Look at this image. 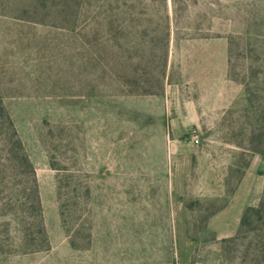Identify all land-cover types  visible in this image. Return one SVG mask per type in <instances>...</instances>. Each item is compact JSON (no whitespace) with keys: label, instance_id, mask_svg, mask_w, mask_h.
<instances>
[{"label":"rangeland","instance_id":"374dc122","mask_svg":"<svg viewBox=\"0 0 264 264\" xmlns=\"http://www.w3.org/2000/svg\"><path fill=\"white\" fill-rule=\"evenodd\" d=\"M258 147L264 0H0V264H264Z\"/></svg>","mask_w":264,"mask_h":264},{"label":"trees","instance_id":"16d2710c","mask_svg":"<svg viewBox=\"0 0 264 264\" xmlns=\"http://www.w3.org/2000/svg\"><path fill=\"white\" fill-rule=\"evenodd\" d=\"M9 119V118H8ZM8 123L10 125L11 128V132L12 134L15 136L16 135V130L12 124V122L10 121V119L8 120ZM14 145V147H16V151H22V143L20 141V139L17 137L15 139V141H13L12 143ZM12 147V148H14ZM22 149V150H21ZM253 153H258L260 155H264V147H258L253 149L252 151ZM22 153V152H21ZM22 162L23 164L29 168V172L31 173L32 176V180L34 181L33 178V171H32V166L28 160V157L25 153H22ZM31 206L33 207V209H35V213L37 215V219H38V223H39V228H38V233L40 235V238L45 239V233H44V229L42 226V215H41V206H40V201H39V197H38V192L36 189V186L34 185V187L31 189ZM264 212V198L259 202L257 207H252V206H247L243 213L242 216L240 218L239 221V226L237 229L236 234L231 237V238H226V239H221L222 243H235L237 242V240L240 239H244L246 238V233H248L249 231H254L255 227L253 228H249L253 223H252V217H256L258 221H260L262 219L261 214ZM263 215V214H262ZM257 236V235H256ZM213 239H215V237H213ZM251 245V244H250ZM256 249L260 250V251H264V249L261 246V243L256 242Z\"/></svg>","mask_w":264,"mask_h":264},{"label":"crops","instance_id":"0c3cea01","mask_svg":"<svg viewBox=\"0 0 264 264\" xmlns=\"http://www.w3.org/2000/svg\"><path fill=\"white\" fill-rule=\"evenodd\" d=\"M235 195V194H234ZM234 195L232 196V198L230 199L229 203L224 207V209H222L221 211H219L218 213L212 215L209 219H208V222H207V226L208 228L212 231V233L214 234V237H215V240H221V239H226V238H231L233 237L236 232H237V229H238V226H239V221H240V218L242 216V213H243V210L245 208V206L241 207L237 216H236V219H237V223L235 225V227L228 233H224V234H220V233H217L215 232L212 228H211V223L213 221L214 218H216L219 214L223 213L228 207L229 205L231 204L232 202V199L234 197ZM146 203H148L149 205L152 203L155 202V200L153 199V197L151 196H148V200L145 201ZM213 262V261H212ZM213 264V263H212ZM215 264V263H214Z\"/></svg>","mask_w":264,"mask_h":264},{"label":"built area","instance_id":"2783aa9c","mask_svg":"<svg viewBox=\"0 0 264 264\" xmlns=\"http://www.w3.org/2000/svg\"><path fill=\"white\" fill-rule=\"evenodd\" d=\"M174 264H189V263H182L180 261H176Z\"/></svg>","mask_w":264,"mask_h":264}]
</instances>
